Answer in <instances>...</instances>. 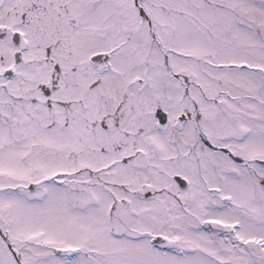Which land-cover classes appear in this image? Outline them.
Returning <instances> with one entry per match:
<instances>
[{
  "label": "snow or ice",
  "instance_id": "snow-or-ice-1",
  "mask_svg": "<svg viewBox=\"0 0 264 264\" xmlns=\"http://www.w3.org/2000/svg\"><path fill=\"white\" fill-rule=\"evenodd\" d=\"M0 264H264V0H0Z\"/></svg>",
  "mask_w": 264,
  "mask_h": 264
}]
</instances>
